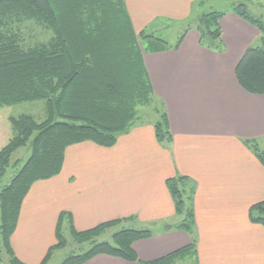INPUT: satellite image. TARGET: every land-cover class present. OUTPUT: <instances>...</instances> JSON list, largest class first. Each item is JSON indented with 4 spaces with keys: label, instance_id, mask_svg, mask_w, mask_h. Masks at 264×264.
Instances as JSON below:
<instances>
[{
    "label": "crops",
    "instance_id": "1",
    "mask_svg": "<svg viewBox=\"0 0 264 264\" xmlns=\"http://www.w3.org/2000/svg\"><path fill=\"white\" fill-rule=\"evenodd\" d=\"M212 1L125 0V5L138 33L155 28L159 17L188 19L195 6L196 22ZM221 20V51L186 33L177 49L144 55L154 96L167 114L169 140L156 139L158 119L143 118L111 148L92 142L68 147L61 172L31 186L10 238L19 261L41 262L56 244L62 211L71 214L77 231L133 218L125 228L153 232L133 243L143 261L186 245L190 238L176 228L181 217L165 185L166 179L181 175L195 182L199 264H264V226L248 217L249 207L264 200V166L245 144L254 141L264 151V96L245 92L234 77L237 62L260 34L232 14ZM7 140L0 141V148ZM83 264L134 263L98 255Z\"/></svg>",
    "mask_w": 264,
    "mask_h": 264
},
{
    "label": "trees",
    "instance_id": "2",
    "mask_svg": "<svg viewBox=\"0 0 264 264\" xmlns=\"http://www.w3.org/2000/svg\"><path fill=\"white\" fill-rule=\"evenodd\" d=\"M233 10L264 30V23L253 19L243 5ZM223 15L211 11L197 17L202 46L223 49ZM27 23L50 31L51 36L44 42L25 45L22 28ZM187 30L173 45L153 32L146 33V29L137 33L125 0H0V108L43 101L45 110L41 121L25 114L9 117L12 134L0 148V183L9 167L20 164L19 159L11 162L17 150L29 145L30 155L0 189V264L3 254L9 264H24L16 258L10 238L31 186L61 172L68 147L92 142L111 148L120 135L145 119L139 110L150 107L157 99L144 55L177 49ZM234 77L245 92L264 96V46H249L244 51L234 68ZM154 111L159 114L154 123L155 137L159 142L167 141L170 131L163 105L160 112ZM245 144L264 166V151L254 141ZM165 185L175 213L181 217L176 228L192 237L186 245L143 261L132 246L135 241L152 236L148 229L122 227L111 235L110 241L99 240L110 229L133 218L110 220L77 231L71 214L62 211L56 222V244L39 264H48L55 251L68 245L64 228L79 249L59 264H83L98 255L134 264H199L192 208L195 182L177 175L166 179ZM248 217L251 223L264 226V200L249 207Z\"/></svg>",
    "mask_w": 264,
    "mask_h": 264
},
{
    "label": "rangeland",
    "instance_id": "3",
    "mask_svg": "<svg viewBox=\"0 0 264 264\" xmlns=\"http://www.w3.org/2000/svg\"><path fill=\"white\" fill-rule=\"evenodd\" d=\"M196 5H198V3ZM238 5H243L247 13L253 19H255L258 22L264 23V0H214L212 1L210 8L206 11L207 12H211V11L222 12L224 15H226V13L227 15L232 14V16H235V17L237 16L241 20L245 21L238 14H236L235 11L233 10L234 7ZM195 10H196V6L194 7V11L192 12L190 18L185 19L183 21L165 20L159 17L154 22L157 26L152 29H146V33L153 32L155 36L167 41L169 45H173L179 40L181 35L185 33V29L188 28V30L186 31V33L188 34V37L192 36L190 34L194 33L197 37V41L199 42V34L196 29L197 24L195 22L196 13L199 9L196 11ZM197 15H200V13ZM221 19H220V27H221L220 40L221 42H223V38H224L223 31L224 30L222 29V26H221V21H222ZM252 26L256 27L253 23H252ZM257 30L260 34V38H258L252 44V46H264V42H262L264 41V30L260 31V29L258 28ZM22 33L24 36L25 45H32L33 43L44 42L51 36L50 31H47L37 25H34L33 23L25 24L22 28ZM161 106H162L161 101H153L150 107L148 108L144 107L139 110L140 116L145 117V119L147 117H149L148 119H151V118H154L155 120L159 119L158 117L159 114L157 115V112L155 113L154 109H157V111L160 112ZM23 114L32 116L36 121L43 120L45 118L44 102L43 101H33V102H25V103L13 105V106L1 107L0 108V141L2 139L6 141L8 137H11L12 130H11V126L9 123V117H17ZM28 146L17 150L12 155L11 162H14L15 160L19 159L20 164L16 168L9 167L6 170L2 178V181L0 183V189L9 183L11 177L20 169V167L28 159L30 155V150ZM130 222L131 221L125 222V223H130ZM125 223H123L120 226L110 229L104 235H102L99 238V240L110 241V237L114 232L118 231L120 228H122V226L128 227ZM63 233H64L65 238L68 241V245L62 250L55 251L54 254L52 255V258L48 262V264H59L62 261V259H64L67 255L71 254L72 251L76 252L79 249L78 245H76L74 241L72 240V238L70 237L67 228L63 229ZM186 234L189 236L190 239H192L191 235H189L188 233ZM142 240H146V239H142ZM87 247H88L87 245L84 246L85 249ZM1 259H2L1 260L2 264H9L7 257L4 254L2 255Z\"/></svg>",
    "mask_w": 264,
    "mask_h": 264
}]
</instances>
